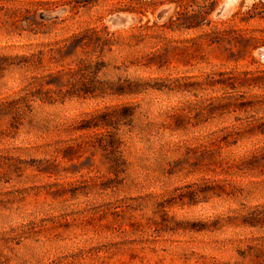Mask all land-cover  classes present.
<instances>
[{
	"label": "rangeland",
	"instance_id": "obj_1",
	"mask_svg": "<svg viewBox=\"0 0 264 264\" xmlns=\"http://www.w3.org/2000/svg\"><path fill=\"white\" fill-rule=\"evenodd\" d=\"M223 1L0 0V264H264V77L218 83L264 0Z\"/></svg>",
	"mask_w": 264,
	"mask_h": 264
},
{
	"label": "trees",
	"instance_id": "obj_2",
	"mask_svg": "<svg viewBox=\"0 0 264 264\" xmlns=\"http://www.w3.org/2000/svg\"><path fill=\"white\" fill-rule=\"evenodd\" d=\"M208 13H209V11L208 12H204L203 14H201V17L203 18ZM186 14H187V12H186ZM174 24H175V21L169 19L166 24H162L160 26V29H168V30L173 31ZM194 27H196L195 24L192 25L191 23H188V24H184L183 26L179 27L178 30L186 31V30L192 29ZM146 28L147 27L143 26V25L132 27L130 35L127 37L128 40H137V38L139 37L141 32L143 30H145ZM134 32H137V33H134ZM84 36H86V33H83V34H80V35H74V36L71 37L70 40H80L79 44H77V46H76V47H80L82 45V43H84V42H82ZM60 76H61V73H57V75H48L49 80H47L45 82H42V81H40L41 80L40 79V80H37L36 82L40 86L43 85V83H44L45 86L55 85L54 84V80L60 79L61 78ZM263 77H264V75L253 76V75L249 74L248 72H244L242 75H237L236 77L225 78L223 81H220L218 83L221 84V87L224 90H231L233 92V91H239V90H241L243 88L255 87V86L258 85L255 82L261 80ZM229 80L231 82H229ZM31 85H33V84H31ZM36 94H37V92H36ZM68 95L73 96L74 94L72 92H69ZM30 96H32V94ZM241 96H242L241 94H237L236 96H230L231 98H228V99H233L234 98L236 100V99L240 98Z\"/></svg>",
	"mask_w": 264,
	"mask_h": 264
},
{
	"label": "water",
	"instance_id": "obj_3",
	"mask_svg": "<svg viewBox=\"0 0 264 264\" xmlns=\"http://www.w3.org/2000/svg\"><path fill=\"white\" fill-rule=\"evenodd\" d=\"M237 0H224L223 3L217 8L215 16L222 17L231 12L232 7ZM168 8L159 10L156 14L158 19H162L167 13ZM133 21V18L128 15L116 14L110 18V22L115 27H125ZM260 58L264 61V48L258 50Z\"/></svg>",
	"mask_w": 264,
	"mask_h": 264
}]
</instances>
